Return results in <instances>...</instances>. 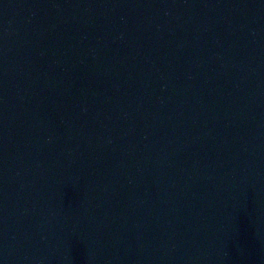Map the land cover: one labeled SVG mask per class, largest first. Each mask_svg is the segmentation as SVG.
<instances>
[{
    "label": "water",
    "instance_id": "1",
    "mask_svg": "<svg viewBox=\"0 0 264 264\" xmlns=\"http://www.w3.org/2000/svg\"><path fill=\"white\" fill-rule=\"evenodd\" d=\"M0 264H264V0H0Z\"/></svg>",
    "mask_w": 264,
    "mask_h": 264
}]
</instances>
